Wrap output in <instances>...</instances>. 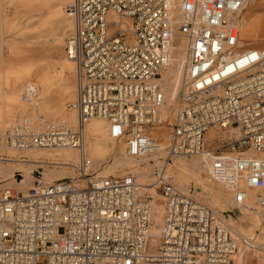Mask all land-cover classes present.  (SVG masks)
Here are the masks:
<instances>
[{"label": "built area", "instance_id": "obj_1", "mask_svg": "<svg viewBox=\"0 0 264 264\" xmlns=\"http://www.w3.org/2000/svg\"><path fill=\"white\" fill-rule=\"evenodd\" d=\"M249 2L72 0L74 32L64 50L77 68L68 108L77 112L78 128L54 121L40 131L28 119L0 126V149L83 151L84 126L107 121L128 157L149 159L150 187L163 206L159 244L150 246L154 196L133 173L94 172L84 154L72 178H39L25 191L0 192V264H234L251 248L196 188L180 190L168 166L200 158L211 179L232 190L235 207H245L254 190L264 214V49L243 47L239 30ZM177 32L188 45L177 106L166 117L161 75ZM37 90L28 85L25 100ZM166 126L165 141L153 136ZM210 130L213 142L206 140Z\"/></svg>", "mask_w": 264, "mask_h": 264}, {"label": "rangeland", "instance_id": "obj_2", "mask_svg": "<svg viewBox=\"0 0 264 264\" xmlns=\"http://www.w3.org/2000/svg\"><path fill=\"white\" fill-rule=\"evenodd\" d=\"M71 2L72 0H0V126L2 129L26 119L31 121L46 116L60 119L57 121L73 119V113L75 112L70 111L67 107L76 98L78 75L76 65L69 60L64 50L67 39L74 32L73 16H69L66 11ZM251 11L252 6L249 3L241 16L243 18V28H240L241 45L246 48L262 44V48H264V39H256V35L262 36L259 35L261 33L255 30L254 26L251 27L250 33L251 37L254 36L253 41L250 42V38H247L249 35L246 36L244 22L247 17L252 18L254 16L250 15ZM258 15L260 17L264 16V10ZM177 42L179 43L176 46H181V39L178 38ZM179 54L177 59L184 60L185 50ZM175 71L173 82L177 86L181 74L178 71V67L175 68ZM29 83L37 86L39 96L27 101L24 95ZM176 86H173L170 91V95H168L170 99L168 100L177 99L179 89ZM176 102L177 100L173 103L175 107L177 106ZM172 111L169 110L167 112L169 116ZM96 121L98 122H92L91 124L88 122L86 150L87 155L93 160L94 164L101 161L103 165L97 166L93 171L99 174L106 172L107 169L111 172L116 171L110 170L113 157L124 159L126 143L125 141L113 142L109 137L107 121L105 123L103 119L98 118ZM42 122L41 130H43ZM46 122L50 123L53 121L48 119ZM96 126L98 127L97 131L94 130ZM163 129V131H160V135H166L167 137L171 128L166 126ZM94 137L98 141L94 142ZM215 137L216 133H210L207 139L213 140ZM47 151L52 150H33V152H36L33 153V156L39 153H46ZM14 153L18 154L20 152L4 146L0 149V158H13ZM19 155V160L31 161L39 158L25 156L24 153ZM38 161L40 163H36L35 166H30L29 163L0 161V192L4 188L10 187L8 185L13 184L11 181L13 182L14 179L20 178L19 175L22 173L18 172V167L21 164L24 165L22 170L31 167L30 174L27 177L29 182L25 183L27 185L25 187L26 190L33 186L34 182L39 178H44L46 172L48 173L49 171H70L74 175L76 174L73 167L62 168L60 165L55 164L59 160L52 159L49 156ZM203 165L204 163L199 159L186 158V160L177 162L173 167L174 171L171 170L170 173L172 176L175 173L180 190L196 188L199 199L204 204L215 210L220 218L221 216L227 218L228 222L221 218L227 225L221 220L220 222L225 226L231 227L234 237L237 239L256 240L260 227L254 223L252 224L251 216L249 215L246 220L237 217L236 214L241 216L243 211L233 205V197L228 195L230 190L228 187L215 183L211 179L209 172L202 175V178L208 180L205 185L198 183L197 178L191 177V175L196 176L195 171L202 170ZM125 172L127 170L122 171L120 174ZM16 185L14 183L12 186L15 190H19ZM208 186H212V188L205 189ZM156 200L157 205L161 206L162 199L157 197ZM262 227L264 229V226ZM258 239L264 246V230ZM258 239L257 242L259 243ZM156 240V242L150 240V246L153 249L158 247L159 237ZM258 251L255 249L244 251L247 254L260 255L246 263V257L240 252L234 258V264H264V251Z\"/></svg>", "mask_w": 264, "mask_h": 264}, {"label": "bare ground", "instance_id": "obj_3", "mask_svg": "<svg viewBox=\"0 0 264 264\" xmlns=\"http://www.w3.org/2000/svg\"><path fill=\"white\" fill-rule=\"evenodd\" d=\"M249 3H251V6H252V11H251L250 15H254V16L252 18L251 17L250 18L247 17L246 21L244 22V24H245V27H246L245 28L246 36L249 35V36H247V38L249 37L250 38V42H252L253 39H254V36L251 37V35H250L252 26H254L255 30L259 31L261 33L259 35L262 36V37H259L258 35H256L257 38L256 37L255 38L256 39H260V38L264 39V18H263L264 16L260 17V15H258L261 12V10L264 9V0H250ZM66 11H67V14L69 16H72V14L70 12V9H68V7H67ZM242 21H243V18H241V20L239 22L240 28L241 27L243 28V26H242L243 22ZM179 23H180V15L176 14V16H175V24H176V26ZM240 32H241V30H240ZM178 38L181 39V46H176L177 43H179V42H177ZM241 42H242V38L240 39V43ZM187 45H188L187 39L183 35H181L180 33L177 32L176 36L174 38V44H173V47H172L173 48V58H172V61H171L172 63H170V65L168 66L167 70L165 72H163L162 75H161V82H162V86H163V91H164L166 99H167V106L164 108L162 114L164 116H166V117L169 116L168 113H167L169 110H174L176 108L175 106H173V103L177 99L168 100V99H170V97H168V95H170V91L172 90L173 86H176V84L173 82V76L176 73V71H175L176 67H178V71L181 74L179 82L177 84L178 89H179V86H182L181 82H182V75H183V70H184L183 69V64H185V60H186ZM252 47L259 48V49H264V48H262L263 47L262 44H258V45L252 46ZM184 50H185V58H184V60H180V59L178 60L177 58H178V55H180L179 53L182 52V51L184 52ZM28 85L30 86L31 83H29ZM38 96H39V91L37 90L36 98H38ZM30 100H33V98H31ZM70 111L75 112L73 110H70ZM73 114H74L73 119H64L62 121L67 122L71 128L77 129L78 128V114H77V112H75ZM48 119L50 121H53V122L57 121V120H60V119H54V118H52L50 116H46L44 118H41V117L36 118L35 120H31L30 122H32L33 126L35 125L34 126L35 129L41 131V121H43L42 124H43V129H44V127L46 126V123H47L46 121ZM92 122H98V121H96V119H94L91 122H89V124H91ZM103 122L106 123L105 120ZM89 124L87 123L84 126V128H83V133H84V136H85V145H84L85 147H84L83 151L82 150H74V149H53L52 151H47L46 153H39V154H36V155L33 156V153H36V152H33V151H18L17 150L20 153H18V154L14 153V156H12L13 158H0V161H8L9 163L22 162V163H29L30 166H35L36 163H40V161H38L39 159L44 158L46 156H49L52 159L59 160L55 164L60 165L62 168H66V167H71L72 168L73 167V170H74L75 166L78 163H80V161H82L83 155L85 154L93 163V160L87 155V150H86V132H87V127H88ZM11 125H14V124H11ZM107 127H108V132H109L108 123H107ZM94 130L97 131L98 127L97 126L94 127ZM161 130L163 131L164 129L160 128V129H157L156 131L154 130L153 131V136L155 138H157V139H160L161 141H165L167 137H166V135H163V136L160 135V131ZM210 133H215V132L210 130L208 132V134L206 135V140H209L210 142H213L214 139L213 140L212 139H207V137H208V135ZM216 136H217V134H216ZM109 137H110V135H109ZM94 139H95L94 142L98 141L96 137H94ZM113 142L116 143V141H114V140H113ZM96 148L98 149L97 145H96ZM12 150H14V149H12ZM21 153H24L25 156H30V157L32 156V157H37V158L39 157V158H38V160L34 159V160H31V161L30 160H27V161L26 160H19V158H20L19 154H21ZM155 159L159 160V158H155ZM184 159L186 160V158H180V159L175 158V159H173L172 160L173 162L168 165L169 166V171L171 172V170H173L174 165L177 162L181 161V160L183 161ZM194 159H199V160L202 161V159H200V158H194ZM101 165H103V162H101V161L100 162H96L95 164L93 163V169L94 168L96 169L97 166H101ZM111 165H112V167H111L110 170H116V171L111 172V171H109V169H107L106 172H104V173L102 172L101 174L105 175V176L120 175V173L122 171L124 172L125 170H127V172L133 173L136 176L138 182L140 184H142V186H144V187H142V192L149 193V194H152L154 196V198H155V210H154V215H153V226H152V229H151V241L154 240V242H156L157 241L156 238H158L159 235H160V230H161V226H162V223H163V206L162 205L161 206L157 205V200L156 199H157V197H158V199L161 198V196L159 195V193L153 187H150L152 179L150 178V172H151L150 168L151 167L149 165V159L137 160V159L130 158V157H128L126 155V147H125L124 159H121L119 157L114 156L113 157V162H112ZM16 166H18V165H16ZM23 166L24 165L21 164V166L18 167L19 171H18V169H16V171L22 173L21 175H19L20 178L19 179H14L13 182L11 181V183H13V184H11V185L9 184L8 186H12V185H14V183H16L17 184L16 187H18L19 190L25 191L26 190L25 187L27 186L26 182H29L27 177L30 174L31 167L22 170ZM117 169H119V170L117 171ZM208 172H209L208 168L205 165H203V169L202 170L195 171V175L197 177L194 176V175H191V177L192 178L193 177L197 178V182L198 183H200L202 185H205V183H207L208 180L202 178L203 177L202 175L204 173H208ZM74 176L75 175L72 172H70V171H63V172L49 171L48 173L46 172V174H45L43 179H44L45 182L51 183V182H54V181H57V180L64 179L66 177H74ZM174 178H175L176 184L180 188V185H179V183L177 181L175 173H174ZM206 188H212V186H210V187L208 186ZM187 189H185L184 191H187ZM228 192H229L228 195H231V197H233L232 190H229ZM256 193L257 192L254 191V190L251 191L250 192V194H252L251 200L248 201V203L246 204L245 207H239V209L241 211H243V213H242L243 215L242 214H241V216H238V214H236V215H237V217L241 218L242 220H246V217L248 215L251 216L250 220H251L252 224L254 223L256 226L260 227V232L258 231V233H257V237L259 238V236L262 235V232L264 230L263 227H262V226H264V214H263L262 211H260L258 209V207H257V205L255 203L254 196L256 195ZM232 201H233V198H232ZM216 214H217V212H216ZM218 217H219L218 218L219 221L222 218L226 222H228L227 218H224L223 216H221V218H220V216H218ZM221 221L225 225H227L226 222H224L223 220H221ZM226 227L231 229V227H229V226H226ZM257 239L256 240L247 239L249 241L248 242L249 245H251L250 246L251 248L246 249L244 251H249V250H253V249L264 251V246L260 243L259 239H258V241H259V243H258ZM244 251L242 250L243 254L246 253Z\"/></svg>", "mask_w": 264, "mask_h": 264}, {"label": "crops", "instance_id": "obj_4", "mask_svg": "<svg viewBox=\"0 0 264 264\" xmlns=\"http://www.w3.org/2000/svg\"><path fill=\"white\" fill-rule=\"evenodd\" d=\"M264 10V9H263ZM262 11V10H261ZM207 189V188H206ZM237 208V207H236ZM258 252H260V250L258 251ZM243 254V253H242ZM246 258H245V263L247 262V261H251L254 257H256L257 258V256H260V255H254L253 253H245V254H243Z\"/></svg>", "mask_w": 264, "mask_h": 264}]
</instances>
